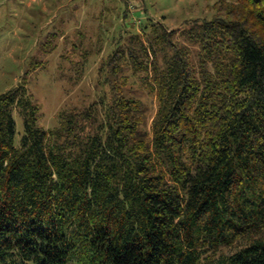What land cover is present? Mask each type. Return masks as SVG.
<instances>
[{
	"label": "trees",
	"instance_id": "16d2710c",
	"mask_svg": "<svg viewBox=\"0 0 264 264\" xmlns=\"http://www.w3.org/2000/svg\"><path fill=\"white\" fill-rule=\"evenodd\" d=\"M215 10L191 46L150 21L110 57L151 133L127 76L50 131L26 83L0 95V264H264V0Z\"/></svg>",
	"mask_w": 264,
	"mask_h": 264
},
{
	"label": "rangeland",
	"instance_id": "374dc122",
	"mask_svg": "<svg viewBox=\"0 0 264 264\" xmlns=\"http://www.w3.org/2000/svg\"><path fill=\"white\" fill-rule=\"evenodd\" d=\"M235 1L0 0V95L26 83L41 108L39 125L50 131L59 127L62 113H83L95 106L100 117L103 102L113 99L111 85L127 76L126 94L142 102L143 131L151 133L156 97L143 87L144 75L114 76L110 57L123 49L130 34L145 38L142 28L150 21L191 46L183 32L196 22L212 20L217 4ZM15 117L19 144L23 120L18 111Z\"/></svg>",
	"mask_w": 264,
	"mask_h": 264
}]
</instances>
